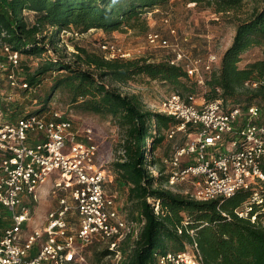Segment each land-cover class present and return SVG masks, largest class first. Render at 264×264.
Wrapping results in <instances>:
<instances>
[{
  "label": "trees",
  "instance_id": "16d2710c",
  "mask_svg": "<svg viewBox=\"0 0 264 264\" xmlns=\"http://www.w3.org/2000/svg\"><path fill=\"white\" fill-rule=\"evenodd\" d=\"M170 1L0 0V39L24 56L16 73L19 82L28 87L9 88L30 91L34 102L42 107L32 112L21 111L11 99H6L10 95L5 92L0 108L6 119L13 121L41 113L49 100L59 94L69 107L108 117L117 126L121 133L120 155L108 170L115 188L125 193L126 218L144 221L124 264H159L157 254L183 252L193 243L197 244L203 264H264V181L228 198L211 201H196L163 188L167 177L160 174L165 166L160 158H153V152L157 147H170L168 132L179 121L147 109L139 95L119 90L136 78H145L162 82L172 93L183 94L187 99L193 96L198 83L187 75L184 64H171L172 53L155 61L145 56L107 58L99 47L98 52H90L73 43L74 37L92 31H146L148 25L142 14ZM179 1L237 16L232 41L219 65L204 75L205 101L201 103L220 100L226 109L258 107V123L264 127V87L244 85L264 81V0ZM246 6L248 11L237 15ZM61 32L71 37L75 52L70 59L60 55ZM253 48L258 50L259 57L241 66L244 54ZM34 59L38 63L32 67ZM43 82L46 83L41 89ZM156 165L159 175L154 177L147 166ZM254 193L256 200H252ZM9 223L8 211L0 206V234ZM107 253L104 249L97 256Z\"/></svg>",
  "mask_w": 264,
  "mask_h": 264
},
{
  "label": "built area",
  "instance_id": "2783aa9c",
  "mask_svg": "<svg viewBox=\"0 0 264 264\" xmlns=\"http://www.w3.org/2000/svg\"><path fill=\"white\" fill-rule=\"evenodd\" d=\"M161 23L171 37L176 36L168 16ZM145 40L152 49L172 47L170 63H183L187 75L200 85L218 62L210 52L204 58L188 57L156 31L148 32ZM98 47L107 58L128 59L111 41L102 40ZM0 52L4 58L0 67L6 63L11 69L9 86L28 88L17 78L20 53L1 39ZM244 85L264 87V81ZM157 111L179 121L168 132V139L178 133L187 138L162 160L167 177L163 188L173 190L189 182L191 189L185 195L211 201L264 181V127L258 123V107L226 109L220 100L197 104L193 96L185 99L171 93ZM38 114L10 121L0 108V206L8 211L10 221L0 234V264H89L84 250L93 244L108 251L107 264H124L144 221L126 218L116 206L115 195L106 192L110 172L96 162L98 146L92 130L75 127L57 109L41 117ZM218 148L223 151L215 153ZM50 193L57 195V206L35 224L30 204ZM256 199L254 193L252 200ZM158 206L156 202L155 212ZM156 258L159 264H203L196 243L183 252L159 253Z\"/></svg>",
  "mask_w": 264,
  "mask_h": 264
},
{
  "label": "rangeland",
  "instance_id": "374dc122",
  "mask_svg": "<svg viewBox=\"0 0 264 264\" xmlns=\"http://www.w3.org/2000/svg\"><path fill=\"white\" fill-rule=\"evenodd\" d=\"M249 6L243 8L237 15L241 16L248 11ZM173 10L162 12L159 8H155L145 14H142V18L146 20L148 29L146 31L140 29L130 30L127 29L124 32H113L111 34H105L102 31H92L85 35L74 37L73 43L81 47H85L90 52H98L99 43L102 40L113 42L116 46L120 47L129 58L138 57H150L151 60H161V58L168 55L171 52V48L167 49H152L146 44V34L150 31L159 32L161 35L167 37L172 45H177L182 49L188 57L191 58H204L209 52L215 54L218 59L224 52V49L229 44L236 17L234 14H218L212 8H198L192 4L179 3L177 6L172 7ZM157 10V12H156ZM159 14V16L155 15ZM155 15V16H154ZM168 16L170 19V27L175 29L176 36L171 37L168 33V27L162 25L161 21L163 16ZM50 31V30H49ZM49 33V32H48ZM62 43L60 49H63L60 55H65V59H70L71 55L75 52L73 43H70L71 38L69 33L59 34ZM52 54V53H51ZM53 55V54H52ZM259 52L256 48L247 52L243 56L241 66L245 61H253L257 58ZM248 58V59H245ZM1 61L4 59L0 52ZM20 59L23 60L24 56L20 55ZM4 62V61H2ZM38 60H32V67H35ZM11 69L4 63V66L0 67V100L3 94L6 92L11 96L14 107L19 106V109L24 112H32L41 109V103H35L32 93L21 92L19 90H11L9 88L7 75ZM201 72V70H200ZM48 82V81H46ZM43 82L41 89L45 86ZM192 83V80H191ZM119 87V86H118ZM122 93H135L139 95L140 99L144 103L147 109L157 111L159 103L170 93L174 92L168 85L158 82L149 81L145 78H136L134 81H130L127 85L119 87ZM204 88L198 84L195 88V93L192 94L197 104L204 102ZM183 95V94H181ZM186 95V94H185ZM51 109H57L71 118L75 127L78 128H90L93 133V138L98 146V152L96 162L98 165L108 170L109 164L120 155L119 141L121 139V133L116 125H114L108 117H102L99 115L80 112L69 107L64 101L61 100L59 94H55L52 97L46 108L37 115L41 117L48 113ZM171 140V145L168 148L157 147L153 152V158L158 160L163 165L162 160L168 157L178 145L183 144L187 138L182 134H176ZM148 147V144H147ZM222 148L215 150V153H221ZM149 157V156H147ZM154 177L158 176V166H147ZM110 172V171H109ZM111 182L106 184V192L115 195V203L117 208L122 214L127 215L125 210L126 196L120 189L115 188L113 183V175ZM163 178L166 176L165 169L160 174ZM48 186H50L48 184ZM163 187V186H162ZM113 188V189H112ZM49 188L46 187L45 191ZM191 189L189 182H184L177 185L172 191L173 193H179L185 195V192ZM61 194V193H60ZM57 195L48 194L42 196L37 202L30 204V210L32 212V219L35 224H40L46 217L48 211L57 206ZM31 226L32 223H31ZM129 247V243H125L123 248L126 250ZM104 250L102 245H89L85 248L84 253L89 264H107L108 260L106 256H97V253Z\"/></svg>",
  "mask_w": 264,
  "mask_h": 264
},
{
  "label": "crops",
  "instance_id": "0c3cea01",
  "mask_svg": "<svg viewBox=\"0 0 264 264\" xmlns=\"http://www.w3.org/2000/svg\"><path fill=\"white\" fill-rule=\"evenodd\" d=\"M179 3H182V1H179V0H172V1H170L167 5H165V6H163V7H160L159 8V10H167V11H169V10H173L172 9V7L174 6H177ZM152 11V10H151ZM155 15H157V16H159V14H155ZM154 15V16H155ZM233 35H234V30H233V34H232V37H231V40H230V42H229V44L226 46V48L230 45V43H231V41H232V38H233ZM226 48L224 49V51L226 50ZM223 54V53H222ZM221 54V55H222ZM258 57H259V55H258ZM257 57V58H258ZM220 58H221V56L219 57V59H218V62L214 65V66H218L219 65V62H220ZM257 58H255V59H257ZM245 59H248V58H245ZM244 61V60H243ZM242 62V61H241ZM249 61H245L244 62V64L242 65V66H244V65H246V63H248ZM185 162H189L190 161V159H185L184 160ZM185 164H187V163H185ZM111 180H112V176L110 175L109 176V179H108V182H111ZM107 182V183H108ZM112 194V193H111ZM114 195V194H113Z\"/></svg>",
  "mask_w": 264,
  "mask_h": 264
}]
</instances>
